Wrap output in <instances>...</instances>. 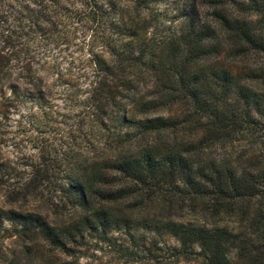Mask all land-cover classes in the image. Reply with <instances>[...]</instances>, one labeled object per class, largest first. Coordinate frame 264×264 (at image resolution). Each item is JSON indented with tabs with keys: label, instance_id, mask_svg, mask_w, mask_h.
I'll return each mask as SVG.
<instances>
[{
	"label": "trees",
	"instance_id": "trees-1",
	"mask_svg": "<svg viewBox=\"0 0 264 264\" xmlns=\"http://www.w3.org/2000/svg\"><path fill=\"white\" fill-rule=\"evenodd\" d=\"M12 5L42 39L64 20L86 28L82 101L102 147L36 165L69 209L59 221L1 208L0 221L64 253L87 236L143 231L173 237L175 257L264 264V0H0V34ZM26 64L30 86L13 96L37 85Z\"/></svg>",
	"mask_w": 264,
	"mask_h": 264
},
{
	"label": "rangeland",
	"instance_id": "rangeland-1",
	"mask_svg": "<svg viewBox=\"0 0 264 264\" xmlns=\"http://www.w3.org/2000/svg\"><path fill=\"white\" fill-rule=\"evenodd\" d=\"M153 7L163 9L162 5ZM53 8L57 13L62 10L61 6ZM3 9L8 18L0 34V53L7 69L0 78V208L40 212L56 222L69 209L61 203L47 178L36 174V165L53 160L66 163L70 155L98 156L102 147L92 115L82 101L91 79L90 40L85 27L69 26L65 20L56 27L62 33H48L42 39L15 12L19 11L17 6ZM97 44L100 41L91 46L101 50ZM24 64L27 70L37 69L32 78L37 85L25 96H13L12 85L17 91L30 86L25 84L30 73L21 69ZM62 168L63 165L58 177L64 174ZM33 179L44 181L31 192V187L36 188ZM108 236L109 242L87 236L80 244H69V253H64L52 250L37 235L22 233L13 222L3 220L0 259L15 255L42 264H203L195 254L189 258L173 256L172 247L178 246V242L169 235L153 241L151 234L138 231L133 242L120 231Z\"/></svg>",
	"mask_w": 264,
	"mask_h": 264
}]
</instances>
